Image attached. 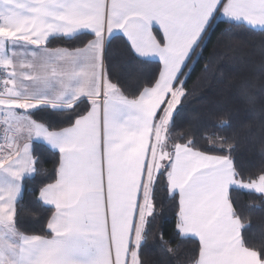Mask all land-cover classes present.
<instances>
[{
    "label": "snow or ice",
    "instance_id": "1",
    "mask_svg": "<svg viewBox=\"0 0 264 264\" xmlns=\"http://www.w3.org/2000/svg\"><path fill=\"white\" fill-rule=\"evenodd\" d=\"M205 53L227 99L192 109L178 142ZM242 194L264 200V0H0V264H145L150 238L159 264H264Z\"/></svg>",
    "mask_w": 264,
    "mask_h": 264
},
{
    "label": "trees",
    "instance_id": "2",
    "mask_svg": "<svg viewBox=\"0 0 264 264\" xmlns=\"http://www.w3.org/2000/svg\"><path fill=\"white\" fill-rule=\"evenodd\" d=\"M121 45L120 40H116L113 44L114 48ZM53 47H72V44L67 42L59 41L57 44L52 45ZM211 49V45H209ZM208 53H205V59L201 60L200 65L192 76V81L189 82V87H193L195 82L202 80V84L197 91L196 95L191 98L188 109L185 110L180 116H174L176 120V127L173 130L174 136L179 142V137L190 129L189 120L191 119V110H204L213 105L226 102V99H221L219 90L221 86L213 78L212 74L209 73L207 78H204L202 71L204 62L207 59ZM152 67H155V62ZM179 112V109H178ZM59 119V118H57ZM252 132V143L248 141H242L239 155L242 160L247 162L255 163V156L257 149H254L252 144L259 140L260 132L258 129H250ZM204 135H208L207 132ZM203 143V141H202ZM37 147L41 149L38 155L41 157L42 166L44 169L50 171L53 167L55 157L49 152L43 151L46 145L38 142ZM43 176H36L34 179L28 181L23 192V199L21 202V209L26 225L31 231H38L40 228L39 223V210L35 209L32 201L34 200L33 191L39 186ZM241 210L244 213V217L247 221H250L251 227L247 229V234L254 244L264 242V200L260 199L259 194H242L239 198ZM37 213V215H33ZM174 230V215L170 205H165L164 210L160 213V218L156 221L155 232H163L165 238L171 236ZM191 248V245L186 246ZM162 258V253L158 242L154 238H150L146 248L143 250V259L145 264H159V260Z\"/></svg>",
    "mask_w": 264,
    "mask_h": 264
}]
</instances>
